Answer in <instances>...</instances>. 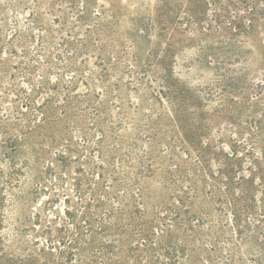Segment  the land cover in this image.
Listing matches in <instances>:
<instances>
[{
	"label": "rangeland",
	"instance_id": "1",
	"mask_svg": "<svg viewBox=\"0 0 264 264\" xmlns=\"http://www.w3.org/2000/svg\"><path fill=\"white\" fill-rule=\"evenodd\" d=\"M0 264H264V0H0Z\"/></svg>",
	"mask_w": 264,
	"mask_h": 264
}]
</instances>
